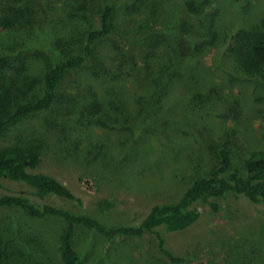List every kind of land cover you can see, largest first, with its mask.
<instances>
[{"label": "trees", "instance_id": "16d2710c", "mask_svg": "<svg viewBox=\"0 0 264 264\" xmlns=\"http://www.w3.org/2000/svg\"><path fill=\"white\" fill-rule=\"evenodd\" d=\"M3 1V28H22L30 33L40 16L47 15L46 9L58 8L71 30L69 35L62 33L49 40L55 57L46 59L43 73L31 72L30 56L24 53L23 46L17 50L13 45L0 55V140L5 142L0 146V187L6 181L22 183L42 200L55 197L80 207L82 200L68 186L37 172L51 142L55 141L59 152L71 158L91 153L108 157L109 142L94 133L93 128H99L125 136L127 143L136 144L134 150L141 159H148L144 153L152 146L139 144L142 138L156 140L161 146L167 145L164 140L184 141L181 138L185 133L179 137L177 128L167 127L179 122L184 104L194 113V123L196 117H211L210 112L219 109L224 118L237 120L242 104L228 99L235 90L233 82H253L264 88V4L262 9L248 10L250 0H243V4L238 1L241 17L233 13L235 20L231 21L226 19L223 0ZM115 37L122 39L116 41ZM129 37L138 43L141 56L121 53L118 43L130 41ZM115 43L117 47L111 49ZM34 54V58L40 57V52ZM136 60H140L139 65ZM138 67L141 73L136 71ZM214 69L228 75L229 82L221 83L213 75ZM177 90L181 93L175 100L173 93ZM35 116H42L41 128H19ZM203 122L194 125L203 130L196 129L199 135L193 138L204 142L212 138V125ZM236 133L233 130L213 138L214 162L207 161L204 167L202 161L192 162L180 198L154 205L138 225L108 222L25 196L0 195V207L18 208L35 219L58 218L67 224L55 248L41 237L19 230V238L32 247L30 255L1 235L0 264H86L74 248L78 227L110 239L153 234L168 260L183 264L184 258L166 249L160 228L167 233L187 230L201 217L197 204H209L217 212L219 206L211 200H223L229 195L264 204V150L250 152L242 159L241 168L234 167L231 146H240ZM102 160L105 159H97V163ZM149 160L151 163L134 168H121L117 159L105 166L109 174L129 169L131 179L123 180L119 174L127 184L147 171L154 172L157 166L151 157ZM159 167L157 170L162 171Z\"/></svg>", "mask_w": 264, "mask_h": 264}, {"label": "rangeland", "instance_id": "374dc122", "mask_svg": "<svg viewBox=\"0 0 264 264\" xmlns=\"http://www.w3.org/2000/svg\"><path fill=\"white\" fill-rule=\"evenodd\" d=\"M223 1L226 19L235 20L233 13L238 14L241 11L238 1L241 4L243 0ZM250 1L252 6H249L248 10L262 9L264 0ZM5 5L4 1L0 0V18L6 13ZM46 12L47 15L40 16L41 20L30 33L22 28H3L0 23V55L7 53V48L13 45H17V50L23 46L24 53L27 52L30 56L28 63L33 74L43 73L47 68L46 59L55 57V51L50 47L51 37L62 33L69 35L71 30L66 27L67 20L58 8L46 9ZM119 38L115 37L114 40ZM129 40L118 43L122 48L121 53L127 57L141 56L138 43H135L132 37H129ZM114 46L111 49H115L117 43ZM36 52H40V57H33ZM135 63L139 65L140 60ZM136 71L139 73L140 68ZM213 75L217 76L221 83L223 81V84L229 82V76L217 69L213 70ZM78 76L82 79L80 74ZM233 83L231 86L235 90L232 88L233 92L228 99L232 102L240 101L241 115L237 120L224 118L222 109H219L213 114L211 111V117L202 120L196 117L197 122L204 121L206 125H212V138L204 142L200 138H193V135H199L197 130L203 129L198 125L194 128L197 122L194 123V113L186 104L181 107L183 111L179 114V122L167 126L171 130L177 128L175 131L179 137L185 133L181 138L184 141L176 142L175 138V141L164 140L167 145L161 146L156 140L148 142L142 138L139 144L150 143L152 146L144 153L148 159H141V155L134 150L136 144L127 143L125 136L99 128H93L94 133L103 141L109 142L108 157L91 153L71 158L59 152L54 146L55 141L51 142L43 152L37 172L49 174L68 186L82 200L83 205L80 207H74L70 202L55 197L42 200L33 194V189L22 183L4 182V186L0 187V195L25 196L41 204L82 211L108 222L138 225L154 205L173 203L180 198L192 162L199 164L202 161V167L208 162H214L216 156L212 145L213 138L224 137L227 132L237 130L235 139L240 146H231L233 165L236 168L242 167V159L250 152L264 150V88L253 82ZM180 93V90L174 91L175 100ZM29 119L30 122L22 123L19 128L43 126L42 116ZM93 135L90 133L91 137ZM232 138L233 135L230 139ZM230 143L232 141H228V144ZM3 144L5 142L0 140V146ZM150 157L152 164L157 166L154 172L147 171L143 176L133 178L130 183L124 184L120 180V177L123 180L132 178L129 169L119 173L120 177L118 173H114L115 176L107 173L106 163L113 159L120 160L121 168H134L151 163ZM97 159L105 160L98 164ZM158 167L163 170H157ZM211 201L217 202L219 210L214 211L209 204H197L201 217L187 230L167 233L164 228H160L166 249L175 256L184 258L183 264H264V204L256 205L246 198L237 199L231 195L223 200ZM66 227L67 224L58 218L35 219L18 208L0 207V239L2 240L1 235L9 238V243L25 250L29 255L32 247L19 238V230L30 236L41 237L50 248H55ZM74 248L86 264H173L160 250L159 240L153 234L141 238L110 239L101 233L78 227L75 231ZM57 258L60 263V258Z\"/></svg>", "mask_w": 264, "mask_h": 264}]
</instances>
